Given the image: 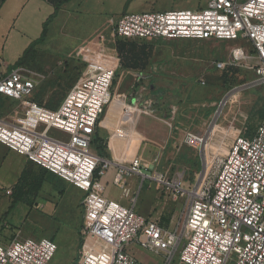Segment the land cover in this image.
<instances>
[{
    "label": "built area",
    "instance_id": "built-area-1",
    "mask_svg": "<svg viewBox=\"0 0 264 264\" xmlns=\"http://www.w3.org/2000/svg\"><path fill=\"white\" fill-rule=\"evenodd\" d=\"M114 38L121 40H202L236 43L246 40L248 49L235 46L215 67L225 70L244 62L264 82V0H211L197 11L125 13L117 21ZM117 66L93 62L72 86L63 103L50 110L32 99L44 76L16 68L0 79V95L19 101L24 118L13 125L0 118V143L25 156L73 186L90 192L93 202L85 216V242L74 264H140L125 252L126 245L166 255L174 262L181 241L158 221L137 214L134 208L98 197L95 185L116 168L114 184L126 177L147 178L139 159L130 167L115 164L92 148L97 128L113 101ZM51 129L69 136L51 137ZM204 137L192 132L186 143L202 146ZM186 206L183 248L178 264H264V118L251 138H237L228 155L217 161L194 184L184 174L152 176ZM10 195L12 192L7 191ZM92 199V200H90ZM97 199V200H96ZM96 200V201H94ZM59 247L52 239H0V264H51Z\"/></svg>",
    "mask_w": 264,
    "mask_h": 264
},
{
    "label": "rangeland",
    "instance_id": "rangeland-1",
    "mask_svg": "<svg viewBox=\"0 0 264 264\" xmlns=\"http://www.w3.org/2000/svg\"><path fill=\"white\" fill-rule=\"evenodd\" d=\"M88 15L80 13L76 18L69 13L61 15L57 26L52 27L56 31L55 51H72L98 29L97 34L104 36L96 38L92 44L87 42L84 52L97 50L100 53L102 46H108L107 61L117 66L112 103L116 98L125 97L126 103L116 102L118 107L127 104L129 108L142 111L134 137L139 151L127 161L115 163L129 168L139 159L148 177L129 176L120 186L113 180L108 187V198L134 208L144 218H158L162 226L171 231L178 230L181 241L172 263L178 264L183 248L186 206L151 178L155 172H168L171 177L183 172L186 182L194 184L201 173L216 169L218 159L228 155L237 138H251L255 134L264 118V82L258 84L259 78L251 69L256 63L244 62L226 71L215 67L216 62L228 59L236 45L248 49L255 57L251 52L253 48L246 40L229 43L148 39L125 44L114 38L115 26L102 25V17ZM74 67L78 69L79 65ZM45 87L51 88V82L46 80L39 84L32 99L48 109H58L67 91L57 90V95L38 98L37 90ZM123 117V110H120L114 125L124 122ZM100 130L97 128L92 148L98 155L110 158L108 143L100 136ZM188 131L204 137L203 145H188L184 136ZM49 135L69 140L68 135L57 129H51ZM15 164L17 160L11 155L4 165L1 164L0 179L5 182L0 185V239L4 242L16 236L21 240L53 239L59 250L51 264H74L85 242V203L90 192L78 191L59 181L58 187L46 184L41 193L29 194L28 201L13 205L6 188L14 183L17 175L16 172L6 175L8 166ZM123 185L132 189L129 197L124 195ZM125 252L140 264L168 262L166 255H156L136 242L126 245ZM230 264H236L235 260Z\"/></svg>",
    "mask_w": 264,
    "mask_h": 264
},
{
    "label": "crops",
    "instance_id": "crops-1",
    "mask_svg": "<svg viewBox=\"0 0 264 264\" xmlns=\"http://www.w3.org/2000/svg\"><path fill=\"white\" fill-rule=\"evenodd\" d=\"M210 1L89 0L87 2L82 0H0V79L16 68H26L34 74L44 76V79L39 84L46 80L51 82V88L45 87L37 90L38 98H45V96L57 95V90L60 92L67 91L68 93L72 86L81 78L84 67L87 68L93 62L107 61L110 52L108 46H102L103 51L100 53L97 50L92 52L88 50V54L84 52L87 42L92 44L96 38L98 39V37L104 36V34H97L98 29H95L88 36V39H84L85 41L83 40L72 51L67 53L55 51L57 49L55 48L56 31L52 27L54 25L57 26V21L60 20L62 14L67 15L69 13L74 18L79 17L78 14L80 13L89 14L88 16L90 18L102 17L101 19L104 20L102 25H111L114 28L121 16L128 11L142 13L152 12L154 10H159L160 12L197 11ZM59 39L60 35L58 37ZM77 64L79 65L78 69L74 67ZM117 101H124L126 103L125 97L114 99V102L108 106L98 126V128H101L100 136L108 143L109 159L114 163L127 161L131 155L137 154L139 151L134 137L136 136L135 129L140 124L142 113L140 109L129 108L127 104L124 107H118L116 105ZM120 110H123L124 117L122 121L124 122L114 125ZM0 118L13 125L20 124L24 118L23 105L19 101L0 95ZM188 132H185V139ZM10 155L16 158L17 164L8 166L6 176L16 172L17 177L12 185L7 186L6 192L8 190L12 192L10 194L12 204L16 205L20 201H28L23 198L14 202V193H16L22 177L26 172L37 171L39 168L25 156L0 143V162L2 165L5 164ZM1 164L0 169L3 167ZM155 174H161L169 179L174 178L168 172H155ZM178 174L184 173L178 172ZM178 174L176 173L175 176ZM115 176L116 168H113L103 179L97 182L95 185V194L98 197L109 199L108 187L113 184ZM184 176L186 177L185 174ZM4 182L5 180L0 179L1 186ZM45 186L41 188L39 193L45 189ZM67 187H73L78 191L80 190L69 184ZM122 189L124 195L129 197L132 189L127 188L126 185H123ZM36 200L38 199L36 198ZM87 200L85 203L86 215L93 206V202L89 203ZM152 220L160 222L158 218Z\"/></svg>",
    "mask_w": 264,
    "mask_h": 264
},
{
    "label": "trees",
    "instance_id": "trees-1",
    "mask_svg": "<svg viewBox=\"0 0 264 264\" xmlns=\"http://www.w3.org/2000/svg\"><path fill=\"white\" fill-rule=\"evenodd\" d=\"M118 40H119V42H124L125 44L132 43L133 41H137V40H121V39H118ZM143 41H145V40H143ZM234 67L235 66H229L223 71H226V70L234 68ZM96 134H97V132H96ZM96 134H95V136H96ZM95 136H94L93 144H94V141L96 138ZM93 144H92V146H93ZM100 156H102V155H100ZM102 157L109 158L107 156H102ZM33 164L35 166H37V168H39V170L28 171V172H26V174H24V176L22 177L20 184L16 190V193H14V197H15L14 202H16L17 200L23 199V198L28 199V195L32 194V193L37 195L39 193V191L41 190V188L46 184H53L56 187H58L57 183H59V181H61L64 184L67 183V184L73 186L72 184L63 180L62 178L58 177L57 175L53 174L52 172L36 165L35 163H33Z\"/></svg>",
    "mask_w": 264,
    "mask_h": 264
}]
</instances>
